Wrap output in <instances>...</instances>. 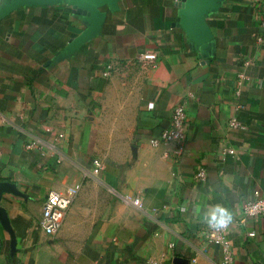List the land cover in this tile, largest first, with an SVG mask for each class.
Instances as JSON below:
<instances>
[{"label": "crops", "instance_id": "0c3cea01", "mask_svg": "<svg viewBox=\"0 0 264 264\" xmlns=\"http://www.w3.org/2000/svg\"><path fill=\"white\" fill-rule=\"evenodd\" d=\"M90 1L0 0V264H219L216 204L235 264H264V215L241 210L264 192V0ZM177 104L173 154L153 138ZM52 190L70 204L48 234Z\"/></svg>", "mask_w": 264, "mask_h": 264}, {"label": "built area", "instance_id": "2783aa9c", "mask_svg": "<svg viewBox=\"0 0 264 264\" xmlns=\"http://www.w3.org/2000/svg\"><path fill=\"white\" fill-rule=\"evenodd\" d=\"M262 35L258 38L259 42H264V4L262 8L261 18ZM138 63L141 66H157L158 54L154 51H147L140 54ZM186 112L182 104L174 106L171 114V124L163 129L159 136L153 138L154 144L164 143L173 145L172 153L178 154L181 152L182 144L185 138ZM236 125V122H231ZM233 152V150H229ZM171 152H165L164 156L169 157ZM94 171H99L102 164L99 160H94ZM201 175V174H199ZM133 202L140 206L139 198H134ZM70 204V198L57 191H49L43 203L42 215L40 218V225L48 234L56 233L62 226L64 216ZM242 214L246 218H253L258 215H264V192L254 196V198L247 199L243 202ZM233 222V221H232ZM207 223V222H206ZM231 225V224H230ZM224 229H215L207 224L206 237L209 242L219 245L222 257L219 264H235L234 254L231 242L227 236V231L230 227Z\"/></svg>", "mask_w": 264, "mask_h": 264}, {"label": "water", "instance_id": "95a60500", "mask_svg": "<svg viewBox=\"0 0 264 264\" xmlns=\"http://www.w3.org/2000/svg\"><path fill=\"white\" fill-rule=\"evenodd\" d=\"M27 2L33 0H26ZM74 7H78L82 11H95V8L90 0H71ZM205 0H185L184 7L188 9L199 10L204 5ZM13 190V185L9 182H0V200L4 191ZM0 220L6 226L7 218L3 207L0 205Z\"/></svg>", "mask_w": 264, "mask_h": 264}, {"label": "clouds", "instance_id": "9594fccd", "mask_svg": "<svg viewBox=\"0 0 264 264\" xmlns=\"http://www.w3.org/2000/svg\"><path fill=\"white\" fill-rule=\"evenodd\" d=\"M205 216L207 224L218 230L227 228L233 221L231 210L222 204L212 206Z\"/></svg>", "mask_w": 264, "mask_h": 264}]
</instances>
